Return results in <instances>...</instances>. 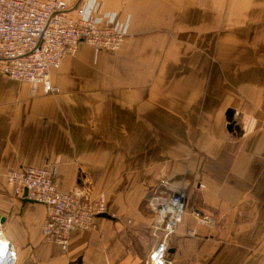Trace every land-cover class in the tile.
Returning <instances> with one entry per match:
<instances>
[{"label":"crops","instance_id":"obj_1","mask_svg":"<svg viewBox=\"0 0 264 264\" xmlns=\"http://www.w3.org/2000/svg\"><path fill=\"white\" fill-rule=\"evenodd\" d=\"M82 1L127 21L118 51L65 55L57 92L0 73V232L15 264H147L161 179L187 193L170 264H264V0L68 3ZM22 166L54 169L60 190L103 197L108 213L66 250L44 240L45 206L6 178Z\"/></svg>","mask_w":264,"mask_h":264},{"label":"built area","instance_id":"obj_2","mask_svg":"<svg viewBox=\"0 0 264 264\" xmlns=\"http://www.w3.org/2000/svg\"><path fill=\"white\" fill-rule=\"evenodd\" d=\"M128 35L127 21L116 13H97L95 2H80L70 7L68 0H0V73L10 79L41 85L44 93L57 92L50 73L62 58L76 54L82 44L96 50L116 52ZM249 118L245 131L254 129ZM16 195L41 203L46 209L42 236L66 250L74 231L96 227L100 215L108 213L103 197L92 198L74 187L60 190L54 169L45 166H22L6 172ZM187 193L173 191L161 179L149 193L147 207L154 214L152 228L161 233L148 254L147 264H170L167 238L176 232L186 213ZM195 220L213 227L215 218L193 209ZM113 216V214H110ZM190 235H195L193 230ZM16 248L0 232V264L16 263Z\"/></svg>","mask_w":264,"mask_h":264},{"label":"water","instance_id":"obj_3","mask_svg":"<svg viewBox=\"0 0 264 264\" xmlns=\"http://www.w3.org/2000/svg\"><path fill=\"white\" fill-rule=\"evenodd\" d=\"M226 115H227L229 118H231L232 115H233V112H232L231 110H228L227 113H226ZM103 215H105V214H103ZM2 221H3V219H1V222H2Z\"/></svg>","mask_w":264,"mask_h":264}]
</instances>
